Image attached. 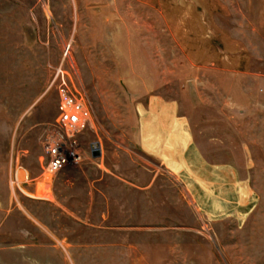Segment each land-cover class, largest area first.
I'll return each mask as SVG.
<instances>
[{
	"label": "rangeland",
	"instance_id": "374dc122",
	"mask_svg": "<svg viewBox=\"0 0 264 264\" xmlns=\"http://www.w3.org/2000/svg\"><path fill=\"white\" fill-rule=\"evenodd\" d=\"M59 69L92 126L78 137L82 161L50 175L44 146L64 134ZM260 76L264 0H0L11 261L26 242L47 264H264ZM168 103L205 161L223 166L217 179L208 171L216 196L188 191L153 155L152 120Z\"/></svg>",
	"mask_w": 264,
	"mask_h": 264
},
{
	"label": "crops",
	"instance_id": "0c3cea01",
	"mask_svg": "<svg viewBox=\"0 0 264 264\" xmlns=\"http://www.w3.org/2000/svg\"><path fill=\"white\" fill-rule=\"evenodd\" d=\"M257 89V93L264 97V76L259 77ZM163 107H171L172 109L167 108L171 110L167 118L159 116L152 120L153 128L150 136L153 155L162 160L171 174L181 178L188 191L193 192L194 188L197 190L196 186H192L195 183L199 187L198 190L205 196H216L219 187L215 179L218 177V170L220 173L223 171V166L209 165L195 144L191 131L186 128L185 123L175 117L173 105L168 103L167 106L164 105ZM142 126H147V123L142 122ZM140 138L141 141H145L147 138L144 129H141ZM194 167H198L199 172ZM209 170L216 172L214 174V176L216 175L215 179L208 175ZM209 188L215 189V193ZM106 213L108 214V212ZM106 213L103 215L104 218ZM10 215L11 212L0 215V264H29V262L47 264L46 259L38 261L28 256L26 242L15 243L13 250L17 249L15 252H18V255L13 253V261H11V229H5L4 226V222L9 219Z\"/></svg>",
	"mask_w": 264,
	"mask_h": 264
},
{
	"label": "built area",
	"instance_id": "2783aa9c",
	"mask_svg": "<svg viewBox=\"0 0 264 264\" xmlns=\"http://www.w3.org/2000/svg\"><path fill=\"white\" fill-rule=\"evenodd\" d=\"M66 76L67 72L59 69L54 81L58 87V111L64 134L46 143L41 161L43 172L50 175L82 161L78 137L92 126L84 96L77 88L71 89L70 77Z\"/></svg>",
	"mask_w": 264,
	"mask_h": 264
},
{
	"label": "water",
	"instance_id": "95a60500",
	"mask_svg": "<svg viewBox=\"0 0 264 264\" xmlns=\"http://www.w3.org/2000/svg\"><path fill=\"white\" fill-rule=\"evenodd\" d=\"M92 156L94 158L100 157L101 156V146L99 145V143H95L93 146V150H92Z\"/></svg>",
	"mask_w": 264,
	"mask_h": 264
}]
</instances>
